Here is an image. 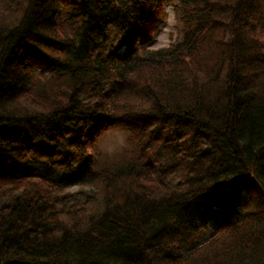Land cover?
<instances>
[{"label":"trees","instance_id":"obj_1","mask_svg":"<svg viewBox=\"0 0 264 264\" xmlns=\"http://www.w3.org/2000/svg\"><path fill=\"white\" fill-rule=\"evenodd\" d=\"M0 264H264V0H0Z\"/></svg>","mask_w":264,"mask_h":264},{"label":"rangeland","instance_id":"obj_2","mask_svg":"<svg viewBox=\"0 0 264 264\" xmlns=\"http://www.w3.org/2000/svg\"><path fill=\"white\" fill-rule=\"evenodd\" d=\"M172 4L166 1L163 4L161 18L155 21L152 28L154 33L149 39L148 47L160 48L169 45L179 35V27L173 13ZM125 145V136L117 128L108 129L103 137L91 145V149L97 151L99 156L108 159H118Z\"/></svg>","mask_w":264,"mask_h":264}]
</instances>
